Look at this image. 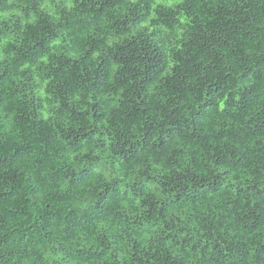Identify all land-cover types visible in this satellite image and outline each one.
<instances>
[{
    "label": "trees",
    "instance_id": "16d2710c",
    "mask_svg": "<svg viewBox=\"0 0 264 264\" xmlns=\"http://www.w3.org/2000/svg\"><path fill=\"white\" fill-rule=\"evenodd\" d=\"M0 264H264V0H0Z\"/></svg>",
    "mask_w": 264,
    "mask_h": 264
}]
</instances>
